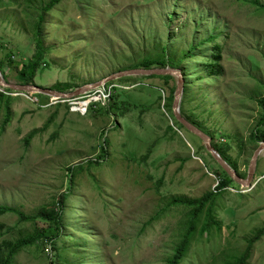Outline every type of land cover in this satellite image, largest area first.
I'll list each match as a JSON object with an SVG mask.
<instances>
[{
  "label": "rangeland",
  "instance_id": "rangeland-1",
  "mask_svg": "<svg viewBox=\"0 0 264 264\" xmlns=\"http://www.w3.org/2000/svg\"><path fill=\"white\" fill-rule=\"evenodd\" d=\"M52 1L0 4L8 81L20 84V69L33 61L36 86L68 84L71 91L150 62L182 64L186 113L215 143L229 144L249 175L261 144L250 136L264 100V9L254 6L257 0H62L46 11ZM176 84L177 78L164 93L156 78L112 81L104 92L108 99L113 89L110 102L102 96L99 109L86 115L72 113L69 102L0 87L13 98L0 100V207L33 215L67 193L63 234L55 243L29 245L13 264H168L182 244L189 251L181 264H238L264 229V154L252 185L231 184L195 224L193 209L172 203L218 190L221 172L204 143L178 131L163 107ZM238 140L246 144L242 155ZM42 221L35 229L15 214L3 216L0 225L14 231L0 245L57 235L56 224ZM214 221L222 232L213 226L202 232ZM250 264H264V237Z\"/></svg>",
  "mask_w": 264,
  "mask_h": 264
},
{
  "label": "trees",
  "instance_id": "trees-1",
  "mask_svg": "<svg viewBox=\"0 0 264 264\" xmlns=\"http://www.w3.org/2000/svg\"><path fill=\"white\" fill-rule=\"evenodd\" d=\"M6 0H0V4H2L3 2H5ZM62 2V0H53L51 3L48 4V6L46 7V11H51L53 8H55L57 5H59ZM254 6L255 7H261L262 9H264V6L260 5L259 0H257L256 2H254ZM221 48L220 47H216V59L217 61L220 60V56H221ZM12 59V58H11ZM10 59V60H11ZM5 63V62H4ZM4 63L0 62V68L1 70L4 72L5 74V68H4ZM6 65V63H5ZM181 65L179 66L172 63V62H168L166 60H162L159 63V68H166V67H170V68H174V69H181ZM153 63H146L144 65H142L140 68H147L150 69L152 68ZM216 66V63L215 65ZM36 62L33 61L32 63H29L27 65H24L21 69H20V77L24 78L22 79V81H20V83L22 84H26V85H35L33 82V75H31L30 73L34 72L36 69ZM5 70V71H4ZM185 70H184V74H185ZM6 78L8 80H10V78L5 74ZM127 78V77H126ZM126 78H122V79H126ZM129 78V77H128ZM152 78H156L159 80H162V83L164 85V88H162L163 92L166 93L165 87L169 85L170 82L174 81L175 77H171V76H149V77H144V79H152ZM119 79V80H122ZM60 86L58 88H53V90H59L62 92H67V91H71L73 90V88L71 86H69L68 84H59ZM176 90V86H173L170 91H169V95L168 98L164 99V102H166V104L163 106L165 108L166 111H168V113H170L171 119L174 123V127L178 129V131H183L185 130L174 118L173 116V112H172V105H173V101H174V92ZM7 91V90H6ZM7 93H12L14 94L13 91L8 90ZM189 93V84L186 86L185 89V95L187 96ZM111 98H112V93H111ZM6 99H10L12 100V96H9L5 93H0V100H2L3 102L6 101ZM162 96H160V102L162 101ZM114 101V99H113ZM112 106H111V112L114 109V102H112ZM184 105H182L181 107V114L184 118H186L188 121H190L192 124H194L195 126H197L198 128H200L202 131H204L207 135H209L213 140H214V146L215 148L221 153V156L227 161V163L238 173V175L245 179L247 177V173H242L239 170L238 167V162L237 160H234L232 158V156L230 155V152L232 151V147L229 144H218L215 143V135H213L210 131H208L205 126L203 124H201L199 121H197V119L194 117V115H188L186 113L185 107H183ZM259 106L261 107L262 113L260 116V120L258 122V126L257 129L251 134L250 136V140L252 141L253 144L258 145L260 143L264 142V100H261L259 102ZM100 107V105H96L95 108H91V110H98ZM90 110V111H91ZM10 112L12 113V110H10ZM125 114H122V116H124ZM10 121V120H9ZM171 132H173V128H171L170 130ZM31 139V137H30ZM226 139H230V138H226ZM237 149L239 151V154L242 155L244 153L245 150V146L246 144L242 141L237 142ZM204 149L207 151L206 147H204ZM208 152V151H207ZM209 155L211 156V158L217 162L212 155L209 153ZM148 157V154L146 156V158ZM220 166V165H219ZM220 172H221V178H220V184L217 186L219 187V189L217 190H212L209 191L207 193H205V195L202 198L199 199H186V198H178V200L173 201L172 204H175L176 206H181L184 207L186 210V212L190 211V209L194 210V214H195V224H197L199 222L200 217H204L205 213H206V209L207 207L211 204L213 205L215 202L214 197L217 195H220V192L223 193V191H225L226 189H228V187L234 183V181L228 176V174L222 169V167L220 166ZM163 181L162 179L159 180V184H161ZM214 199V200H213ZM67 202V193H63V195H61V197H59L58 202L56 204V206H42L41 209L38 211L37 214H33V215H26L23 212L20 211V209H13V208H7V207H0V218H2L3 216L7 215V214H15L19 217V222L24 223H32L35 227V229L39 228V219H42L44 224H56L57 227V235H56V231H52L49 232L43 236H37L34 237V235H29L28 237L25 238H21L15 241H6L4 240L3 243L0 245V264H13L15 258L20 255V253H22V251L26 250L28 248L29 245H34L36 243H38V241L43 240L44 243L47 242H51V243H55L56 239H58V235H60V233L62 232L63 234V222H64V211L66 208V203ZM173 206H169L166 207L167 209H164L158 216L157 218H159L160 215L164 214L169 208H171ZM210 210V209H209ZM60 225H62V227H60ZM213 226V227H212ZM212 227V229L214 227H217V231L218 232H222V223L218 222V221H214L213 225L212 223H208L205 227L204 230H202V232H206L208 231L210 228ZM211 229V230H212ZM210 230V231H211ZM14 231V228H9V229H5L4 226L0 225V239L5 238L7 235L11 234ZM264 237V229L260 230L258 232L257 237H255L254 239L251 240V244L249 246V248L246 249V251L244 252V254L238 259V264H250V260L253 254V246L255 243L259 242L262 238ZM52 246H55V244H53ZM187 247L185 246V250L183 248V244L176 250L175 255L173 256L172 259H170L167 263L168 264H181L182 260L184 258H186L188 251L186 250ZM190 249V247H189ZM53 250H55V247H53ZM62 262H64V259H59ZM53 263V262H52ZM55 264V263H53Z\"/></svg>",
  "mask_w": 264,
  "mask_h": 264
},
{
  "label": "water",
  "instance_id": "water-1",
  "mask_svg": "<svg viewBox=\"0 0 264 264\" xmlns=\"http://www.w3.org/2000/svg\"><path fill=\"white\" fill-rule=\"evenodd\" d=\"M0 72H3L0 68ZM132 76H142V77H149V76H171L177 78V84H176V90L174 92V101L172 105V112L175 120L189 133L200 139L207 151L212 155V157L217 161V163L222 167V169L228 174V176L236 183L241 184L244 186H251L253 180L256 177L257 171H258V164L260 157L264 154V143L260 144V148L255 153V156L253 157L250 165L249 175L245 179L241 178L238 173L227 163V161L221 156V153L215 148L214 146V140L207 135L204 131H202L200 128L192 124L190 121H188L186 118H184L181 114V107L182 102H184V96H185V89H186V79L184 76V73L179 69H174L170 67L166 68H137L132 70H126L122 71L116 74H112L109 77L93 84L84 85L81 88L71 91V92H62L59 90H53V89H43L36 85H26V84H16L12 83L9 86H2L5 90H13L16 95H18L19 92L26 93V94H42L45 96H48L50 99L52 98L51 93H58V96H56L57 99L61 100H73L75 98H78V96H81L83 94H86L88 92L94 91L96 89H99L101 87H104L108 83L119 80L125 77H132ZM31 86L34 89L28 90L25 89V87Z\"/></svg>",
  "mask_w": 264,
  "mask_h": 264
},
{
  "label": "built area",
  "instance_id": "built-area-1",
  "mask_svg": "<svg viewBox=\"0 0 264 264\" xmlns=\"http://www.w3.org/2000/svg\"><path fill=\"white\" fill-rule=\"evenodd\" d=\"M105 86L101 87L99 89H96L93 92H88V93L85 94L86 96L82 95V96H80V98L73 99L72 101L51 99V102L53 104H60V103H63V102H69V103H71V106H72V113L86 115L90 108H95L96 105H100L98 103H101L103 101L102 100V96H104L105 101H107V102L111 99V93H112L113 89L110 88L109 94L107 96L108 99H106V96L104 94V92H106ZM97 93L99 94L98 98L96 96ZM52 100L56 101V102H53Z\"/></svg>",
  "mask_w": 264,
  "mask_h": 264
},
{
  "label": "bare ground",
  "instance_id": "bare-ground-1",
  "mask_svg": "<svg viewBox=\"0 0 264 264\" xmlns=\"http://www.w3.org/2000/svg\"><path fill=\"white\" fill-rule=\"evenodd\" d=\"M10 84H12V83L6 79L4 73L3 72H0V87H2V86H9ZM25 89L34 91L35 88H33L31 86H27V87H25ZM51 94L58 96V93L57 94L56 93H51ZM56 96H52V98H56ZM243 186H244V184H243Z\"/></svg>",
  "mask_w": 264,
  "mask_h": 264
}]
</instances>
